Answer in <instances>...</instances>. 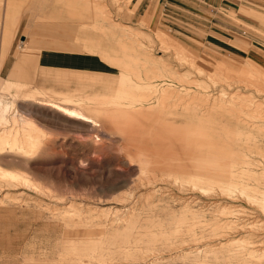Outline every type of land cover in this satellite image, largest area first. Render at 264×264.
<instances>
[{
    "label": "rangeland",
    "instance_id": "374dc122",
    "mask_svg": "<svg viewBox=\"0 0 264 264\" xmlns=\"http://www.w3.org/2000/svg\"><path fill=\"white\" fill-rule=\"evenodd\" d=\"M65 1L0 0V264H264V0Z\"/></svg>",
    "mask_w": 264,
    "mask_h": 264
},
{
    "label": "crops",
    "instance_id": "0c3cea01",
    "mask_svg": "<svg viewBox=\"0 0 264 264\" xmlns=\"http://www.w3.org/2000/svg\"><path fill=\"white\" fill-rule=\"evenodd\" d=\"M49 1H50L49 5L51 8H46L48 9L46 11H49L51 17L60 18L61 14H64L65 12L66 16H68L69 18L70 13L75 10V9L65 8V6L69 7L72 5V3H70L69 1L46 0L47 2L46 4H48ZM62 2L63 3L66 2V5H63L64 9L62 8L61 5ZM11 9H10L9 17H11L12 19L13 17H15L14 19H19L13 13L15 11L14 10L11 11ZM41 11H43V9H41ZM35 32L34 34H36ZM38 35L40 37L41 36L46 37L47 40H44L43 37H41L40 41L38 40V46L37 48H35V50L31 52L29 51L27 53L25 52L20 53L21 55L19 56L18 54H16L14 56V61L8 76L13 77V75H17L23 78V76H26L25 74L27 72L28 66L31 63H34L36 68L35 71L36 72L38 71V76L47 75L46 77L43 76L42 78L44 79L50 78L52 83H56L57 85H62L65 87L64 91L55 90L54 88H47V89H52L58 92H76V91L82 92L83 90H86L87 85L89 84V82L92 83L93 79L91 78L84 79L82 77L84 73L89 74L91 71H86L87 69H90L89 67L90 62L84 58V55L81 51V47H79V45L75 42H68L63 39H59V37L56 38L50 35L49 37L48 34H45L44 31H40L39 28H38ZM33 41L35 42V40ZM34 51H36L35 56L31 55L32 52ZM2 63L0 64V67L2 66ZM76 66L78 67L77 69L74 68ZM50 71H53L52 75L49 74L48 76V74H44L45 72H50ZM25 78L26 77H24L23 79ZM71 83L73 84V88H69L70 86L69 84Z\"/></svg>",
    "mask_w": 264,
    "mask_h": 264
},
{
    "label": "bare ground",
    "instance_id": "6f19581e",
    "mask_svg": "<svg viewBox=\"0 0 264 264\" xmlns=\"http://www.w3.org/2000/svg\"><path fill=\"white\" fill-rule=\"evenodd\" d=\"M56 106V105H55ZM57 107V106H56ZM55 107V108H56ZM58 110H61L62 113L64 112L65 114L73 117V118H76V119H82V120H85L86 122L88 123H91L93 124L94 126H98L96 123L95 120H92V119H89L87 118L86 116H84L79 110H76V109H64V108H61V107H57ZM56 108V109H57ZM67 108V107H66Z\"/></svg>",
    "mask_w": 264,
    "mask_h": 264
}]
</instances>
